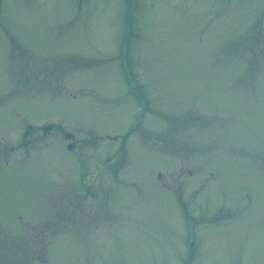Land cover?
I'll use <instances>...</instances> for the list:
<instances>
[{
  "label": "rangeland",
  "instance_id": "1",
  "mask_svg": "<svg viewBox=\"0 0 264 264\" xmlns=\"http://www.w3.org/2000/svg\"><path fill=\"white\" fill-rule=\"evenodd\" d=\"M0 264H264V0H0Z\"/></svg>",
  "mask_w": 264,
  "mask_h": 264
}]
</instances>
